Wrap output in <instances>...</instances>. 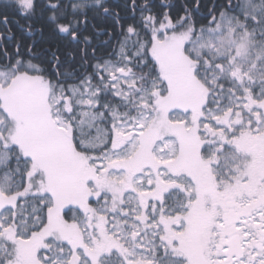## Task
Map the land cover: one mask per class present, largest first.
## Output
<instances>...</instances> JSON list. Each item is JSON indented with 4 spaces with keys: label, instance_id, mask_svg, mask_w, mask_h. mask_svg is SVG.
<instances>
[{
    "label": "snow or ice",
    "instance_id": "6c2138e0",
    "mask_svg": "<svg viewBox=\"0 0 264 264\" xmlns=\"http://www.w3.org/2000/svg\"><path fill=\"white\" fill-rule=\"evenodd\" d=\"M174 7L0 0V264H264V0Z\"/></svg>",
    "mask_w": 264,
    "mask_h": 264
},
{
    "label": "trees",
    "instance_id": "16d2710c",
    "mask_svg": "<svg viewBox=\"0 0 264 264\" xmlns=\"http://www.w3.org/2000/svg\"><path fill=\"white\" fill-rule=\"evenodd\" d=\"M117 3H123V0H117L115 1ZM166 3L172 4L175 7L173 8V15H176L177 12H179L183 5L187 4L191 6L195 0H165ZM221 2V0H218L216 3ZM215 3V0H199L200 4V13L197 14V19L200 20V22H204L201 19L202 15H205L207 13V10ZM18 21V22H17ZM28 22L25 20L14 18L10 21L8 25V29H10V32L8 29H5L3 25H0V32L5 33V39L2 43H0V47L7 48L9 52L14 51V45L17 40H20L25 45L32 44V42L35 40L37 42V50L40 48H47V47H55L59 45L61 49L65 47V42L62 41L59 37H56L51 34L50 31H45L42 35L39 33H34L33 35H29L27 32L24 31V28L22 26L26 25ZM96 26L98 28H108L111 29L113 27V22L111 20L103 21V22H95ZM36 27H40V23L37 21L35 22ZM93 27L92 25H89L88 30L85 32V35L92 34ZM11 35L12 39H8V36ZM107 37L104 34L99 35L98 37H93V47L97 48V55H104L111 51V46H105L101 44V41L106 40ZM114 43V41H113ZM74 48H80L83 47V45H73ZM89 52H91V47L89 48Z\"/></svg>",
    "mask_w": 264,
    "mask_h": 264
},
{
    "label": "flooded vegetation",
    "instance_id": "af4514ba",
    "mask_svg": "<svg viewBox=\"0 0 264 264\" xmlns=\"http://www.w3.org/2000/svg\"><path fill=\"white\" fill-rule=\"evenodd\" d=\"M115 1H117V0H115ZM218 0H215V3L217 2ZM157 2H159V0H157ZM166 3V2H165ZM206 15V14H205Z\"/></svg>",
    "mask_w": 264,
    "mask_h": 264
}]
</instances>
